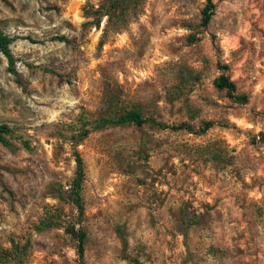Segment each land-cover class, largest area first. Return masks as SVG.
Listing matches in <instances>:
<instances>
[{
	"label": "rangeland",
	"instance_id": "1",
	"mask_svg": "<svg viewBox=\"0 0 264 264\" xmlns=\"http://www.w3.org/2000/svg\"><path fill=\"white\" fill-rule=\"evenodd\" d=\"M205 6L0 0V264H264V0Z\"/></svg>",
	"mask_w": 264,
	"mask_h": 264
},
{
	"label": "trees",
	"instance_id": "2",
	"mask_svg": "<svg viewBox=\"0 0 264 264\" xmlns=\"http://www.w3.org/2000/svg\"><path fill=\"white\" fill-rule=\"evenodd\" d=\"M206 6L205 11L202 18V23L205 25L209 19L210 16V10L212 9V0H205ZM10 39L0 32V54L5 58L10 71L12 72V66L14 64V60L11 56V53L9 51V45H10ZM215 87L218 89H226L229 94L231 95L234 91V85L228 81L223 76H220L215 80ZM232 97V96H230ZM131 122L136 126H140L144 123V120L141 118L140 114L134 110H128L123 115L119 116L116 120H103V125L107 124H123ZM209 126V123L204 124V128H207ZM181 126H178L177 128H180ZM176 128V129H177ZM9 133V130L7 126L0 124V144L1 145H8V141L5 139V136ZM77 167H79V163L77 162ZM81 172L80 170L77 173V178L75 179L74 188L75 193L78 190V180L80 179ZM75 237V240L77 241V253L80 256L82 253V245H83V234L81 232H77L73 234Z\"/></svg>",
	"mask_w": 264,
	"mask_h": 264
}]
</instances>
